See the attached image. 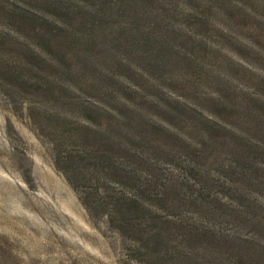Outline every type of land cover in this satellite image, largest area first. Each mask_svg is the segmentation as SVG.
<instances>
[{"label": "trees", "instance_id": "16d2710c", "mask_svg": "<svg viewBox=\"0 0 264 264\" xmlns=\"http://www.w3.org/2000/svg\"><path fill=\"white\" fill-rule=\"evenodd\" d=\"M200 1L33 0L32 5L11 1L1 6V12L45 44L55 42L71 64L77 57L82 66L98 71L101 85L90 86L101 101L94 104L111 110L106 96L114 94L125 109L119 110V119L138 141L150 146L145 159L149 171L139 173L137 163L130 169L116 165L118 185L126 186L116 191L109 182L102 187L90 183V175L102 176L108 164L116 162L114 155L112 160L103 155L109 146L94 147L93 140L83 157L70 159L61 146L55 149L57 169L79 192L81 185L66 166L83 174V203L91 215L106 216L137 246L135 253L147 264L167 260L185 264L187 259L202 264L194 259L191 245L204 259L262 264L264 255H257L253 233H231L227 226L246 221L264 230V202L252 195L255 186L264 192V67L257 68L259 72L246 66L253 64L251 55L264 60V54L256 48L259 37L242 34L248 22L251 33L258 34L255 24L264 20L254 11H231L238 5L232 8L230 0ZM34 50L46 56L42 46ZM99 61H110L109 68H99ZM240 73L252 84L235 79ZM165 84H170L167 92L160 90ZM236 91L244 100L235 96ZM148 107L166 118L148 115ZM219 107L233 116L230 125L215 116ZM142 147L134 151L135 162L143 160ZM174 240L181 246L175 253L167 249Z\"/></svg>", "mask_w": 264, "mask_h": 264}, {"label": "rangeland", "instance_id": "374dc122", "mask_svg": "<svg viewBox=\"0 0 264 264\" xmlns=\"http://www.w3.org/2000/svg\"><path fill=\"white\" fill-rule=\"evenodd\" d=\"M11 1L33 3V0H0V264H147L135 253L137 246L114 228L106 216L89 213L83 203V174L78 175L66 166L69 167V175L80 183L79 192L57 169L55 149L61 146L64 157L70 159L76 155L83 157V150L93 140L96 141L94 147L109 146L111 149L103 155L111 160L110 155H114L117 163H109L102 176L90 175V183L102 187L103 182H109L116 191L119 187L126 190V186L118 185L116 165L130 169L137 163L139 173L149 171L145 161L150 155L149 144L145 140L138 141L130 126L119 119V110L125 109L114 94L106 96L111 110L104 111L98 107L99 104H94V100L101 101L99 92L96 89L92 91L90 86L101 85V79L95 73L98 71L82 66L77 57L71 64L55 42L45 44L15 18L4 16L1 6L11 4ZM230 1L232 8L238 5L231 11L241 9L245 14L254 11L259 19L264 20V0H259V3L255 0ZM248 23L242 26L243 37H259L255 42L256 48L264 54V24H255L259 33L252 34L253 28ZM39 45L43 51L46 50V56L34 50ZM83 49L89 52L88 48ZM66 50L69 51L68 48ZM244 53L248 52L244 50ZM251 57L250 63L253 64L251 67L246 64L248 68L264 67V60ZM109 66L110 61L98 62L99 68L107 69ZM241 73L234 74L235 79L251 85L248 77H242ZM169 85H163L160 90L167 92L165 88ZM118 91L125 95L122 88ZM235 96L240 101L244 100L239 92ZM146 111L152 117L166 118L155 108L148 107ZM218 111L215 116L230 125L233 116L229 112L227 115L220 107ZM86 123L89 129L83 127ZM93 127L95 131L91 130ZM88 138L92 140L88 142ZM141 145L143 160L135 162L134 151ZM216 169L217 165H213V172ZM229 177L239 181L237 176ZM241 186L247 191L244 184ZM252 191V195L264 202V192L259 187H252ZM261 214L264 215L263 211ZM227 228L231 233L238 230L239 235L253 233L251 237L256 239L259 247L257 255H264V230L261 226L244 221L242 224L230 223ZM179 246L174 240L167 249L175 253V247ZM191 249L194 259L202 264H227L224 259H204L199 248L194 249L191 245ZM191 260L184 263L190 264ZM177 261L167 260L166 264H180Z\"/></svg>", "mask_w": 264, "mask_h": 264}]
</instances>
